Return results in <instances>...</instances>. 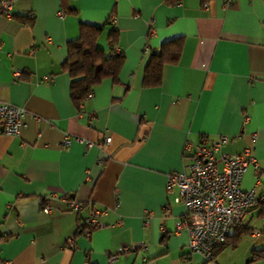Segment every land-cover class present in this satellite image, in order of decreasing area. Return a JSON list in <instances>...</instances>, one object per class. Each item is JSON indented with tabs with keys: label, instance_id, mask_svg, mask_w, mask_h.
Segmentation results:
<instances>
[{
	"label": "crops",
	"instance_id": "0c3cea01",
	"mask_svg": "<svg viewBox=\"0 0 264 264\" xmlns=\"http://www.w3.org/2000/svg\"><path fill=\"white\" fill-rule=\"evenodd\" d=\"M9 1L0 100L23 107L25 125L0 134V264H264V203L205 259L177 230L184 205L167 188L168 174L188 164L186 142L191 151L203 135L224 134L223 151L250 146L255 158L242 187L264 190V0ZM81 21L104 24L97 43L106 49L114 28L124 60L118 81L101 79L77 107L62 62ZM174 38L178 62L144 85L151 51ZM65 135L73 140L62 146ZM93 208L101 224L87 235L80 225Z\"/></svg>",
	"mask_w": 264,
	"mask_h": 264
},
{
	"label": "built area",
	"instance_id": "2783aa9c",
	"mask_svg": "<svg viewBox=\"0 0 264 264\" xmlns=\"http://www.w3.org/2000/svg\"><path fill=\"white\" fill-rule=\"evenodd\" d=\"M9 7L10 1L3 0L0 11L9 15ZM110 20L114 22L115 16H111ZM151 33L153 28H149V34ZM144 49L149 50V45ZM14 74L18 77L21 71H15ZM92 93L93 90L87 97ZM24 117L23 107L0 100V134L19 136L25 125ZM244 120L246 121L247 117ZM77 139L86 146L93 143L81 137ZM72 140V136L65 135L61 144L67 146ZM108 141L110 136L106 135L98 145ZM227 141L228 136L224 134L216 137L203 135L201 141L191 151L190 144L186 142L185 155L188 158L186 168L167 176V188L176 186L178 192L174 198L184 205L183 215L176 221L177 230L188 231L190 250L201 253L205 259L213 258L215 248L225 241L235 225L245 221L249 209L264 203V190L258 192L253 187L243 188L241 185L247 167L251 165L256 167L251 147L247 146L240 152L223 151L222 146ZM63 198L67 200L70 208L80 207V203L68 195H63ZM42 210L48 212L50 207L43 204ZM99 212V209L93 208L81 221L80 226L85 234H90L91 229L101 224L98 219ZM67 241L72 242V236H69ZM134 246L146 248L140 242ZM127 249L123 247L124 251ZM115 256L112 255L110 259Z\"/></svg>",
	"mask_w": 264,
	"mask_h": 264
},
{
	"label": "trees",
	"instance_id": "16d2710c",
	"mask_svg": "<svg viewBox=\"0 0 264 264\" xmlns=\"http://www.w3.org/2000/svg\"><path fill=\"white\" fill-rule=\"evenodd\" d=\"M174 3L178 0H166ZM111 21V20H110ZM104 28L103 23L80 22L79 35L67 41V54L62 62V70L70 77L69 91L74 104L79 107L93 87L105 77L118 81V72L124 60L121 50H116V30L108 32L110 48L106 49L97 43V38ZM182 41L174 38L163 42L156 50L151 51L144 68L142 83L157 86L161 81V70L164 63H176L179 60ZM242 223L233 227L225 241L215 248L222 247L229 237L236 235Z\"/></svg>",
	"mask_w": 264,
	"mask_h": 264
}]
</instances>
